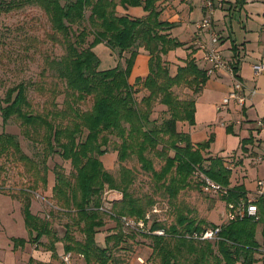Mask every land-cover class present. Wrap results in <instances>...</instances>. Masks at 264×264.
I'll list each match as a JSON object with an SVG mask.
<instances>
[{"label":"trees","instance_id":"trees-1","mask_svg":"<svg viewBox=\"0 0 264 264\" xmlns=\"http://www.w3.org/2000/svg\"><path fill=\"white\" fill-rule=\"evenodd\" d=\"M161 1L0 0V14L38 9L49 26L46 38L64 51L60 57L44 58L61 88L55 84L48 90L52 98L42 105V111L32 108L27 97L31 84L24 83L8 88L0 107L2 126L14 120L22 137L39 150L28 157L16 135L0 133V158H11L31 178L25 189L5 191L6 196L20 202L27 232L26 239L11 238L14 250L35 244L53 257L55 244L62 242L63 258L74 255L83 264H117L111 255L112 248L125 242L122 228L130 227L124 221L133 220L142 222L143 227L134 225L131 238L139 235L148 239L159 264H256L258 256L264 254V196L255 201L257 220L244 218L215 225L190 217L186 208L175 205V222L167 226L147 218L155 203L152 198H137L131 192L136 176L125 163L135 158L140 169L151 175L161 197L172 206L180 193L201 186L193 177L197 180L204 176L226 190L220 196L226 211L229 203L246 200L248 196L242 186L231 187V170L223 158L205 156L213 136L192 143L189 135L180 130L181 124H195V101L179 98L174 89L184 87L196 96L208 76L192 57L194 51L171 75L163 57L183 44L168 34L174 25L159 19ZM136 10L143 14L136 15ZM29 43L36 44V39L29 38ZM100 44L115 55L116 66L100 69V60L93 51ZM140 51L149 58L148 74L130 84L128 79ZM232 68L239 79L237 62ZM38 91L42 93L44 88ZM58 96H62L60 105L56 102ZM156 111L162 113L160 122ZM249 142L253 139L241 140L242 148ZM110 150L116 154L119 179L109 174L101 161ZM54 156L70 166L68 173L58 164L51 169V200L59 214L70 222L65 224L62 238L57 237L48 220L31 212V193L47 187V161ZM151 156L161 162L158 171ZM109 193L120 198L111 199L110 208L105 209L103 195ZM104 217L113 220L118 231L106 236L104 246H99L95 237L105 225ZM70 227L78 228L82 240L73 237ZM216 228L219 230L214 241L192 238L193 234ZM42 238L47 239V244L41 242ZM27 264L54 263L30 258Z\"/></svg>","mask_w":264,"mask_h":264},{"label":"rangeland","instance_id":"rangeland-1","mask_svg":"<svg viewBox=\"0 0 264 264\" xmlns=\"http://www.w3.org/2000/svg\"><path fill=\"white\" fill-rule=\"evenodd\" d=\"M47 32L50 33L46 19L36 8L30 7L9 14H0V42H3V44L0 43V107L3 104L2 100L5 91L19 83L31 84L27 91V97L35 112L42 111V105L52 98L48 90L53 85L56 84L58 88H61L60 82L52 77L51 71L47 69L44 58L47 55L52 58L60 57L64 51L59 46H52L46 38ZM29 38H35L36 44L29 43ZM40 87L44 88V92L38 91ZM174 90L181 99L194 97L191 91L184 87L175 88ZM217 97L214 96L213 98L216 100ZM56 102L60 105L62 96H58ZM157 112L155 116H157L158 122H160L163 116L162 113ZM188 128L186 124L185 129L187 131ZM181 129L182 127L180 126ZM217 131H219V128L216 127L213 132L218 135ZM1 132L16 135L22 152L28 157H33L38 153L39 150L37 151L30 142L22 137L18 123L11 119L5 126H2L0 115ZM204 135L198 133L194 139H199ZM38 148L40 149V147ZM151 158L155 170L158 171L161 164L160 160L153 156ZM101 161L104 169L115 179H119V164L116 162V154L110 150L109 153L101 158ZM56 164L61 165L66 173L70 170L69 163L63 162L57 156L48 159V185L45 189L39 187L37 192L31 193V212L40 218L48 220L57 237L62 238L65 232V224H70V222H68V219L64 215L59 214L60 212L57 211L51 200L50 189L53 182L51 169ZM125 166L131 169L136 176V180L131 187L133 195L137 198H152L155 202L147 216L150 220L162 222L167 226L173 224L177 214L176 206L180 207L181 205L182 209L186 208L189 211L190 217H196L197 219L204 220L206 223H213L215 225L226 222L225 204L220 200V196L209 194L203 190L202 186H200V179L196 180L193 177L192 180L195 183H199L198 186L200 187L180 193L176 200H174L175 203H172L174 206H172L171 203L161 197L160 192L154 187L151 175L144 173L140 169V165L135 158L127 161ZM23 172L22 167L13 162L11 158H0V192H2L0 193V264H27L30 259L29 255L32 254L31 251H37L40 257H42L41 254L48 252L42 247H35V244H27L22 251L23 253H20L19 249L16 252L12 251L11 238L25 239L27 232L23 225L20 202L6 196L5 191L15 193L30 185V176ZM253 174L254 171L249 169L246 181L252 180ZM260 180H264V178H260ZM254 193L248 195L250 199L254 198ZM112 194L114 193L106 194V196L103 195V208H110V200L113 198L111 197ZM115 196L120 198L119 195L115 194ZM130 221L135 226L141 224L143 227L140 221L137 223H134L133 220ZM104 224V227L100 229L95 237L99 246H104L103 241L106 236L118 231L115 222L107 217H104ZM131 228H122V233L126 235V238H124L125 242L118 248H112L111 255L115 259L114 261L118 262L117 264H159L158 260L152 255L151 247H149L151 242L139 235H134L131 238V233H133L130 230ZM70 231L75 239L82 240V235L77 227H70ZM257 239L260 240L259 235H257ZM41 242L47 244V239L42 238ZM111 247L112 243L110 242V251ZM63 254V243L58 242L55 244V255L52 257L51 253L48 252V262L66 264ZM43 256H46V254ZM258 258L259 262L256 264H263V252ZM68 261L69 264H83L82 259L74 255L68 258Z\"/></svg>","mask_w":264,"mask_h":264},{"label":"crops","instance_id":"crops-1","mask_svg":"<svg viewBox=\"0 0 264 264\" xmlns=\"http://www.w3.org/2000/svg\"><path fill=\"white\" fill-rule=\"evenodd\" d=\"M220 4L212 13V27L218 37V49L223 59L232 66L237 62V76L245 92L254 91L247 95L242 107L230 101L228 106L218 111L220 101L227 96L233 86V80L224 71H216L194 96L195 113L193 126L181 124L182 131L187 133L192 143H201L213 136V141L205 156H219L224 159L225 166L231 170L230 185L242 186L249 195L257 189V183H264V156L262 161L256 159L263 154L264 131H260L256 123L264 122V72L254 75L253 66L264 65V0H214ZM159 19L174 25L169 35L180 43L182 47L170 51L163 59L168 62L171 75L177 67L184 65L188 54L192 51L199 68L206 69L202 61V54L195 47V42H206L207 34L199 29L203 19L204 9L202 0H163L158 4ZM136 15L143 14L136 10ZM100 60V69L105 70L116 66L118 60L103 44L93 49ZM127 58V55H124ZM237 57L238 61L235 59ZM148 56L140 51L134 61L128 82L133 84L136 78H144L148 74ZM124 59L120 60L123 64ZM218 96L216 100L213 98ZM219 128L218 135L213 132ZM203 130H202V129ZM205 134L199 139L195 136ZM209 135V136H208ZM253 139L243 148L241 140ZM254 171L252 180L247 179L248 170ZM255 177V179H254ZM111 199L118 198L115 193ZM27 238V237H26ZM25 238V239H26ZM23 248H18L23 253ZM16 252L18 249H13ZM29 258L35 261H49L47 253L41 254L31 251ZM46 254V256H43ZM26 255V254H25Z\"/></svg>","mask_w":264,"mask_h":264},{"label":"built area","instance_id":"built-area-1","mask_svg":"<svg viewBox=\"0 0 264 264\" xmlns=\"http://www.w3.org/2000/svg\"><path fill=\"white\" fill-rule=\"evenodd\" d=\"M202 2L204 15L199 25V29L204 31L205 34H207L208 40L206 42H201L200 40L196 41L195 47L201 52L202 61L206 64V75L210 77L216 71H224L233 80L231 92L225 98L222 99L220 105L217 107V110H224L228 106L230 101H234L237 106L242 107L247 100V95L251 96L255 92L253 90L249 91L248 94L245 92L242 83L239 82L237 78H235L232 66L223 59L218 49L219 41L217 35L215 34V32H213L214 30L212 27V13L216 9V7H220L221 5L215 3L214 0H202ZM252 69L254 75H259L264 72V65H255ZM256 125L260 131H264L263 122L258 121ZM263 156L264 150L263 154L256 159V162L262 161ZM200 182L203 190H205L209 194H214L218 196H223L226 194V190L224 188L220 187L219 185L204 176H201ZM254 194L255 196L252 199L247 196L246 200L241 199L235 203H229L227 205L226 211V222L242 220L244 218H254L255 220H257V209L255 201L257 198L264 196V183H257V189L255 190ZM124 222L126 227L133 228L134 224L130 220ZM138 227L142 228V225L138 224ZM218 230L219 229L216 228L214 230H207L202 234H193L192 238L200 241H214L216 239ZM157 234L162 235V232H158ZM68 258L69 256L67 255L63 258L66 264H69Z\"/></svg>","mask_w":264,"mask_h":264}]
</instances>
